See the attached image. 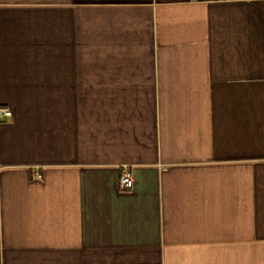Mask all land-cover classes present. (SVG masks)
Returning a JSON list of instances; mask_svg holds the SVG:
<instances>
[{
	"label": "crops",
	"instance_id": "0c3cea01",
	"mask_svg": "<svg viewBox=\"0 0 264 264\" xmlns=\"http://www.w3.org/2000/svg\"><path fill=\"white\" fill-rule=\"evenodd\" d=\"M0 109V264H264V0H0Z\"/></svg>",
	"mask_w": 264,
	"mask_h": 264
},
{
	"label": "built area",
	"instance_id": "2783aa9c",
	"mask_svg": "<svg viewBox=\"0 0 264 264\" xmlns=\"http://www.w3.org/2000/svg\"><path fill=\"white\" fill-rule=\"evenodd\" d=\"M0 115H4V116L9 117V116H11V111L0 109ZM132 185H133L132 176L129 173H125L121 177L122 189L125 191L130 190L132 188Z\"/></svg>",
	"mask_w": 264,
	"mask_h": 264
}]
</instances>
